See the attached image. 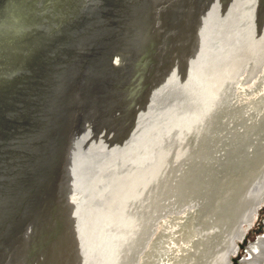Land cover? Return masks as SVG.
I'll list each match as a JSON object with an SVG mask.
<instances>
[{
  "label": "water",
  "instance_id": "water-1",
  "mask_svg": "<svg viewBox=\"0 0 264 264\" xmlns=\"http://www.w3.org/2000/svg\"><path fill=\"white\" fill-rule=\"evenodd\" d=\"M263 116L264 0H0V264H171Z\"/></svg>",
  "mask_w": 264,
  "mask_h": 264
},
{
  "label": "rangeland",
  "instance_id": "rangeland-1",
  "mask_svg": "<svg viewBox=\"0 0 264 264\" xmlns=\"http://www.w3.org/2000/svg\"><path fill=\"white\" fill-rule=\"evenodd\" d=\"M248 136L243 145L240 141L231 150L233 158L225 156L207 181L204 178L184 199L177 254L171 264H225L227 260L248 264L252 260L256 244L264 239V195L248 225L235 222L242 196L264 174V116ZM261 250L252 260L256 264H264Z\"/></svg>",
  "mask_w": 264,
  "mask_h": 264
},
{
  "label": "bare ground",
  "instance_id": "bare-ground-1",
  "mask_svg": "<svg viewBox=\"0 0 264 264\" xmlns=\"http://www.w3.org/2000/svg\"><path fill=\"white\" fill-rule=\"evenodd\" d=\"M245 138H248V140L250 139L249 136H248V133L243 137V139H241L242 145H243V141L245 140ZM235 150H239V147H236ZM226 157L227 158H233L232 154H231V151L226 155ZM220 178H222V177H220ZM216 179H218V178H216ZM205 180L207 181L206 177H205ZM203 181H204V179H203ZM263 195H264V174L261 177V181H258L255 184H253L249 188V190L246 191V193L242 196L241 206H240L239 212H238V214L236 216V222H235L236 225H238V224L248 225L252 221L253 215L255 213V206L257 205L259 200H261V201L263 200ZM198 203L200 205L202 204L200 202H198ZM240 235H241V231L239 230L238 238L240 237ZM256 248H257V250L264 249V239L260 240L256 244ZM257 250H256V252H257ZM258 252L256 254H258ZM255 253H253L252 256H251L252 260H254L253 258H255L254 257ZM262 254H261V256L264 255V254L263 255ZM258 255H260V254H258ZM259 257H258V259H260ZM262 258L263 257H261V259ZM252 260L249 261L248 264H256L255 261H252ZM259 261H261V260H259ZM262 261L264 262V259ZM224 263L225 264H229L228 260L226 262H224Z\"/></svg>",
  "mask_w": 264,
  "mask_h": 264
}]
</instances>
